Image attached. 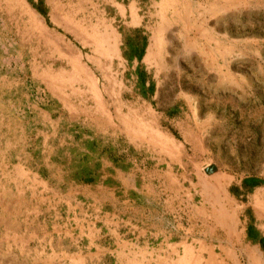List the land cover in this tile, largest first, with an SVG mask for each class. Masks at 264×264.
<instances>
[{"label":"rangeland","instance_id":"374dc122","mask_svg":"<svg viewBox=\"0 0 264 264\" xmlns=\"http://www.w3.org/2000/svg\"><path fill=\"white\" fill-rule=\"evenodd\" d=\"M94 140L125 168L67 180ZM140 222L264 264V0H0V264L142 260Z\"/></svg>","mask_w":264,"mask_h":264},{"label":"crops","instance_id":"0c3cea01","mask_svg":"<svg viewBox=\"0 0 264 264\" xmlns=\"http://www.w3.org/2000/svg\"><path fill=\"white\" fill-rule=\"evenodd\" d=\"M118 12L122 13V11H126L131 13V20L126 22L128 27H132L135 29H138L143 26L142 21L139 22L137 15V10H134L133 8H130L129 10L124 9L121 5L117 6ZM126 215L122 213L117 214V219L119 220V224L123 226L125 219H134V218H124ZM142 221V220H141ZM134 232L132 234L137 233V236L131 237V241L128 242L125 239H123L121 236L122 243L126 245H131L133 250H146L148 253V257L143 258L142 260L138 261H131L130 263L124 262V256L119 255L121 257L120 263L121 264H236L237 262L233 261L231 258L230 260L228 258H222L220 260L218 257H215L214 255H211L207 259L198 258L197 252L200 251V249L205 247L201 243H188L187 240H181L173 241L172 239V233L168 229H157L154 228L153 225L148 226L144 223H138L137 225H133ZM98 232L99 239H100V232L99 230H96V233ZM125 236V233H123ZM96 240V239H95ZM198 244V245H197ZM50 249L52 252L54 251L53 247L50 246ZM49 249V250H50ZM90 250L89 254H78V253H71L70 254V262L68 264H90L88 262V259H94L98 264H104V256L106 255L105 252H102L104 249L100 247V244L93 242H90L89 246L87 248L82 249V251ZM83 253V252H82ZM122 252L118 251V254ZM199 256H202V253L199 254ZM89 257V258H88Z\"/></svg>","mask_w":264,"mask_h":264},{"label":"trees","instance_id":"16d2710c","mask_svg":"<svg viewBox=\"0 0 264 264\" xmlns=\"http://www.w3.org/2000/svg\"><path fill=\"white\" fill-rule=\"evenodd\" d=\"M40 12L45 13V9L40 8ZM126 44L130 46V49L136 51V57L140 62H142L148 46V37L143 34V30L138 29L133 32V35L130 34V36H128L127 38ZM125 55L128 56L127 53H125ZM150 87L152 90L153 85ZM88 149L89 151L80 153L81 157L78 160V164H73V162H68V160H65L66 166L64 167V169L67 172V180H73L83 184L98 183L102 175L100 169L102 167V161L104 158H107L112 161L114 167L116 168H125V163L127 161L128 155H119L111 147L99 145V141L97 140H94L92 142V145L89 146ZM89 159L91 161H88ZM93 161L96 162L94 166L91 165V162ZM109 181L111 182L113 181V179L110 178ZM244 182L251 188L260 185V182H257L253 179H246L244 180ZM255 231L256 230L254 226H248V235L250 239H252ZM259 242L264 247V238H261Z\"/></svg>","mask_w":264,"mask_h":264}]
</instances>
